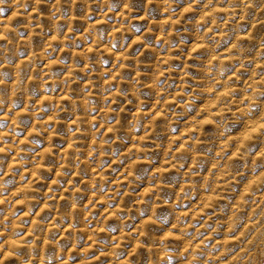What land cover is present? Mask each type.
Listing matches in <instances>:
<instances>
[{"label": "clouds", "instance_id": "clouds-1", "mask_svg": "<svg viewBox=\"0 0 264 264\" xmlns=\"http://www.w3.org/2000/svg\"><path fill=\"white\" fill-rule=\"evenodd\" d=\"M0 264H264V0H0Z\"/></svg>", "mask_w": 264, "mask_h": 264}]
</instances>
